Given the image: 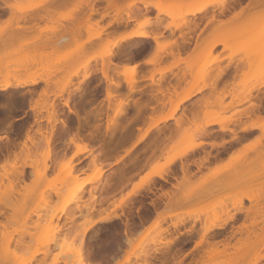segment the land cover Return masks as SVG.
Instances as JSON below:
<instances>
[{
	"label": "rangeland",
	"instance_id": "1",
	"mask_svg": "<svg viewBox=\"0 0 264 264\" xmlns=\"http://www.w3.org/2000/svg\"><path fill=\"white\" fill-rule=\"evenodd\" d=\"M138 1L139 0H117L116 1L117 7L115 9V7L106 6L105 3H102V2L97 3V1L95 2L94 0H5V1L0 0V3H4L5 5L12 4L15 7L25 8V7L33 6L31 9H25L21 12H18L17 10L13 9L14 10L13 13L11 12L13 10H11L7 6L8 7V14H7V16H4V15L0 16V21H1L0 24H2L7 18H9V16H11V14L12 15L14 14L15 15V16H13L14 18L17 16L20 19H18L16 17L18 20L16 18L14 20L13 19L12 20L14 22H15V20H17L16 22L19 23L20 25L28 26L27 29L30 27H33V26L35 28L36 23L38 24L39 27L40 26L42 27L44 25H48V26L50 25L51 26V24H53L54 26H56V28H58L56 31H54L55 36L53 35L54 33L52 32L53 33L52 34L51 31H49V30L41 31V33L39 32L40 36H41V34H42V36L44 35L43 37L41 36L42 38L48 37V35H50V36L53 35L52 37H49V38L59 37V36H64V37L68 38L67 43L63 44L62 46H59L57 48V50L54 52L52 57H49V59L47 57V60L43 59L41 62H37L38 66L36 68L33 64L31 67L29 66L30 68H28L24 71H20V70L14 71L12 69V67H15V64L17 63V61H19V59L29 57L31 54V51H29L30 54H29V52H27L28 54L25 55L22 53L17 54V52L14 50H4L3 48H0V61L1 62H7L8 67H9V71H8L9 76H6L4 78H7L12 83H15L16 80L11 75H15L21 80L26 79L30 76H39L40 78L51 77L52 80L56 81L55 85H54V83H51L50 84L51 87L45 88L43 81L39 79L35 85H33V86L29 85L28 87L25 86L26 89L21 88V90L20 89L18 90L21 92V91H24V90L26 91L27 89L32 88L31 90H35V92L33 93V94H35L34 96L37 97V94L39 92H41V89H45V90L48 89V91H49V89H51L50 91L57 92V88L59 86H61L62 82H64L65 78L68 76L67 72H72V71L74 72L75 71L78 74L71 77L70 84L64 90L65 92H62L60 94V96H57V95L54 96L53 94H51L48 98L45 99V101L47 100L46 102H48V101L52 102V104L55 103L54 104L55 106H53V108L55 110H57L56 112L60 111L59 106H60V103H63V100L68 99L69 103L76 102V101H72V100H74V99L79 100L77 98L78 91H76V87L79 86V84L83 80L84 70L90 72V71H93L95 68H97V69L100 68L101 62H102L100 55L105 51L107 46H109L110 48H112V50H114L115 47L112 46L110 43H111V41L112 42L115 41V39L117 38L116 36H119V32L114 33L113 35H105V34H108V31L106 28V30H104L103 34H101V36L99 38L93 39L92 43H87V42L84 43L86 38L91 33H95L97 30L101 29L99 26L94 25V22L97 19L99 20L100 17H98L97 15H94V12H91V11L95 10L97 12L99 9L98 7L104 4L105 6H104L103 10H101V11L103 12V14L106 13L105 14L106 16L103 17L101 20H99V23H100V25H106L108 23L107 14L110 11L113 13V16L111 17L110 23L114 22L116 20V18L126 19V17L128 15H130V16L132 15L135 7L137 6V4H139ZM158 1H161V2L169 1V3H172L175 0H148V3L153 8V3L158 2ZM201 1H203V0H198V3ZM6 2H8V4H6ZM41 2H43V4L45 5L43 8L34 7L35 4L41 3ZM143 2H145L144 5L147 3L146 1H143ZM89 3L92 4L91 7L86 8L85 10L83 8L84 12L79 13V8L82 7V5H83V7H85V6L87 7L88 5H90ZM187 3H189V5H190V3L191 4L197 3V0H186L185 4H187ZM79 5H80V7H79ZM209 5H211V4H209ZM166 6H167V2L164 3V7H166ZM95 8L96 9L98 8V9L96 10ZM128 8H129V10L127 11L126 9H128ZM205 8H207V7H205ZM263 9H264L263 7L252 8L251 10H249V12H251L250 16L251 17L253 16L256 18L259 11H261V10L263 11ZM117 10L120 11V13L117 14ZM154 12L156 13L155 19L161 20L160 19L161 16L166 17L167 20L165 21V24H166V22H174L175 23V22L180 21V18H173L172 19L171 17L165 15L164 13H157L156 10H154ZM65 13L66 14L68 13L69 17H59V15L65 14ZM88 15H91V16L85 22L87 24L92 25L91 29H89V30H88L86 24L79 25V23L81 21L85 20ZM188 15H190V14H188ZM188 15L185 16L186 20H187ZM26 18L28 20H26ZM33 19H35V21ZM146 19L150 21V19H148V18H146ZM18 21H20V22H18ZM139 21H141V20H139ZM256 21H258V22H256L257 27H260L259 18H258V20L256 19ZM251 22L252 21L249 20L246 23L250 24L251 26H252V24L254 25V23H251ZM15 25H16V23H13V22H12V26L7 25V27H6L8 29L7 32H9L11 27H13V29H14ZM138 25H139V23H138ZM22 28L24 29L26 27H22ZM22 28H20V29H22ZM5 29H4V32H5ZM16 29H18V28H16ZM20 29H18V31H20ZM32 29L30 31H27L25 29L26 32L22 31V30L21 31L24 32L23 33L24 35L31 37V34L38 33V31L36 29H33V30ZM121 29H123V28L120 27L119 30H121ZM14 31H17V30H14ZM4 32H3V34H4ZM22 32H18V33L21 34ZM4 35H6V34H4ZM45 35H47V36H45ZM224 36H225V39L228 37L231 39V41H232V39L234 40V37H236V36H234V34H231V36L228 35L227 37L224 34ZM238 36H239V34H238ZM260 36L264 37V34H261ZM133 43H134L133 40L125 41L123 43V49L129 50L131 48V49L135 50L136 47L132 48ZM159 43H162V42H159ZM231 46H230L231 47L230 49H232V50L237 49L236 54H234L235 56L241 55L240 59H239V64L242 65V68H241V71L239 74V80L236 83V85L233 88H229L227 90H223V89L221 91L218 90V92H213L210 89L212 92L211 94H208V92L205 91L204 93H202V95H200L201 98L197 99L194 102V104L191 106V108H189L188 110L185 109L184 113H186V115L188 117H190V116H192L191 115L192 113L197 112L199 122H204L206 120V118H214V119H218V120L219 119L223 120L224 124L229 128V131H231V133H233L235 131V129L240 128L242 125H248L253 119H255L257 116H259V114H261V116L264 115V87H263V89H260L259 91L255 89L257 86L262 84L264 81V63L261 65V67L259 69L260 71H263V73H261L262 75L259 73L258 74L257 73L256 74L251 73L253 67H252V65L247 63V61L245 59L246 53L242 51L243 45L240 43H231ZM223 48H224V45H223ZM166 49H168V48H166ZM224 49L228 50L229 53L231 52V50L229 48H224ZM46 50L51 51L52 49L46 47V49H43V50L41 49L40 52H42V51L45 52ZM196 52H199V51H196ZM163 53H165V52H163ZM260 53L261 54H257L253 58L257 59L260 56L264 57V51L260 52ZM134 58H135V60L139 59V57H137V56ZM208 58H212V57H210V53L200 52L197 55V57L193 60V64L191 66V73H192V75L196 74V77L193 79L192 82H189L187 84V85H190V90H189L190 94L194 93L195 91H202L203 90V88H201L203 86V84H205L204 83L205 81H203V80L207 77V76L205 77L203 73L207 72V70L204 71V70H201V68L205 64V62ZM103 60H104V62H107L108 56H104ZM86 61H88V66L85 69L82 65ZM172 67H175V66H170V64H169L168 66L163 67V68L167 72V71H171ZM118 70L117 71L119 73H116V72L112 73V71L109 70L108 71L109 72L108 78L110 77V74H111L112 77L114 78V80L121 82L122 83L121 89L123 90L122 93L124 94L125 93L124 91H126V93H127L128 89H126L127 87L126 88L124 87V86H126V85H124L126 82L124 81L125 80L124 76L121 75V73H120V71H122V68L119 67ZM51 71L55 72L53 77L51 75ZM49 73H50V76H49ZM98 74L96 73L97 78L95 77L96 76L95 75L94 78L88 84H86L87 86L84 85V87L91 88L93 86V84L96 82H102V81L104 82V84L101 83L99 85V86L104 85V87H105L104 94L101 96L97 95V93L99 91H101L100 87L99 86H97L95 88L92 87V90H94V93H95V95H94L95 97H98V98L103 97L104 98L95 107L96 110L99 111L98 112L100 114L99 118L96 119L93 117L95 119L94 120L93 118H91L93 116L92 114L89 116V123L90 124H93V123L97 124L96 128H98V129H94V130H97L96 132L98 134V137H96V138H98V139L96 141L94 140L93 142L87 141L88 139L86 138V136L89 135L88 132L94 131V130L91 127L89 128L86 126L81 128L79 136L83 135V138L79 139V141H77V142L83 144V146L85 147V150L83 152H79V148L77 146L78 143L69 142L66 134L62 133V129L59 125L60 124L59 122L54 123L53 127L51 128V130L53 129V132L51 133L52 134L51 137L53 136L54 141L56 140L57 142L56 141L53 142V140L51 139V142L53 145L50 142L51 147H46V145H44V143H43L44 141L42 142L41 140H39L38 135H36L37 133H35V131H34L35 128H38L37 123H35L34 119H36L37 116H39V115H40V117L42 116L41 120H43V121L42 122L39 121L38 123H40L42 125L44 124L45 126H47V125L49 126V124L46 122L45 117H43L46 114V112L42 111L43 113L42 112L41 113L43 115L40 113L39 114L37 113V116H36V113L32 114L33 112L29 109V107L32 103L27 102V100H28L27 98L24 100L26 103H24L22 100H19L21 98L19 97V95L17 96V94H20V92L19 93L17 91H16L17 93L14 92V93H16L17 99L19 98L18 101L16 100L17 103L19 104V105L17 104L19 111L17 113H14L13 117H19V120L17 121V123H24L25 127H26L25 121H29V123H30L33 120L34 124L30 123V124H32L31 125L32 127L30 125H27L26 128L20 127L21 136H19L20 142L18 143V148H16L14 151L4 150L2 159L0 161V167H1L2 163L5 162L6 159L8 162L13 161L16 163L14 165V167H10L9 164L6 165L7 173H8L7 178H5L1 175V173H3V171L0 168V264H31V261L33 259H35V264H89V263H85L84 256H83L84 241H85L84 237H85V233H86V229H87L88 225L90 226V225H92V223H90L89 221L83 223V224H85V227L82 231L79 232V247H76L69 240H67V238H65V237L58 240V235H59V232L61 231V226H58L57 221L54 222L57 214L63 213L66 210V208H68L72 203H75V207L77 209H84L85 211H93L95 208L94 203L96 202V200H95L94 196L92 197L91 195L95 194L96 191L94 190V188H92L89 191L88 195L86 196V193L82 192V188L86 183H90L93 181H99V179L101 178V175L103 173V170H102L103 164L101 163V161L99 162V160L103 161L105 158H106L105 161H107L109 158H111L110 160H112V158L115 160L116 158H118V156H124V159L126 160V158H125L126 157L125 156L126 150H128L130 152V151L138 150V149L142 148V146H141L142 142L136 141L137 137L141 133L144 132V130L147 128V126L150 123L156 122L161 116L168 113L170 111L172 105H174L176 103V101L178 100V98L184 94V93H182L181 95H179L176 101L174 100V98L171 99V96L173 94L174 95L177 94V90L171 94L170 98H168V97L163 98L159 94V98L157 99V102H151L149 104L150 106H155V108L154 109L149 108L148 110L146 109L142 113L143 118H145L144 121L135 124V126L138 127L135 130V132H136L135 136L131 135L130 137L125 139V141L121 142L117 147H114L115 144H112V143L111 144L109 143V145L107 144L108 146H105V149L107 150V153H105L107 156H105V158H103L104 156H102V155L98 156V158H97L96 155L92 154L91 158L88 160L86 157H84L85 156L84 154H86L89 151V149L91 148L87 144L91 143L93 146L100 144V142L102 141L101 136L105 134L104 132L106 129L107 119L110 116L112 117L113 109L115 107V103L111 102V104H110V101H108V99L106 98V86L108 85L109 82H107V79L103 78L99 72H98ZM2 79H3V77L0 78V80H2ZM136 86H135V88H136ZM68 88H70L69 90H71V91H69ZM246 88L251 89L250 93H244L243 92V90H245ZM72 91H74V92L72 93ZM184 91H186V89ZM110 92L112 93V91H110ZM152 92H154V91H152ZM221 92H224V93L226 92V94L223 97H221ZM92 93H93V91L91 92V89H90V94H89L90 96L88 95L89 98L91 97ZM5 94L9 98V94L8 93H5ZM69 94H70V96H69ZM213 94H216V95H213ZM133 95H132V97H134ZM31 97H32L31 98V100H32L33 95ZM35 97H34V100L37 99ZM123 97H121V99H124ZM51 98H53L54 100ZM158 100L164 101L163 107L158 108V106L160 105ZM207 100H208V102L211 101L210 104L208 103L207 107H203V109L201 111L196 108V105L198 103H203ZM21 102L23 103V105H21L22 104ZM251 102L252 103L255 102L254 103L255 106L253 104L251 105ZM29 103H30V105H29ZM212 103H214V105ZM108 104H109V106H108ZM86 107H88V106H86ZM75 108L77 109L76 105H75ZM179 108L174 112L173 118H178L181 120L183 119V121H186L185 120L186 116H181L178 114ZM94 109H91V110H94ZM49 110H50V108H49ZM128 111H129V114L131 112V116H133L132 113H134L133 112L134 110H128ZM204 112H206V113H204ZM31 115H33V116H31ZM69 115L66 117L65 114L64 115L59 114L58 117L59 118L65 117L69 122L71 120L74 123L73 124L71 122V124H70V126L72 128V127L76 126V124H75L76 121L73 120L74 117H72L71 114H69ZM242 117H244L245 120L242 122H239V124L237 125L236 124L237 119H241ZM143 118H142V120H143ZM173 118H171V120ZM38 119H39V117H38ZM168 120H170V119H168ZM165 122H163V123H165ZM170 122H167L164 125L163 124L160 125L161 124L160 122L157 123L156 126L152 127L148 131V134H150V136H153L151 134H153V132L156 129H158L159 126H162L160 128H163L164 126H168L171 128L174 127ZM44 125L41 128V130L43 133L48 134L45 131L48 132L50 127L47 126L45 128ZM180 125H181V127L189 126L191 128L192 127L194 128V125L189 124V122H182ZM216 125L219 126V124H213V126H216ZM54 126H56V127H54ZM57 126L61 129V131ZM211 126L212 125L207 126V127H211ZM14 127H15V123H14V125L10 124L9 128H14ZM30 127L33 130V133H32V130L30 131ZM207 127H205L206 130H207ZM43 128H45L44 129L45 131L43 130ZM258 128L257 129L252 128V129H255L256 131L252 132L247 137H245V141H246L245 144H243L241 147L236 149L234 152L230 153L225 161L220 162L218 164L208 163L210 152H206L205 149L203 150V152L201 151L200 153H193V155H190L186 160L184 158L183 159H176L174 164H172L170 166V168H169L170 170L164 175V179H170V177H172V176H177L176 170H178V167H180V169L183 168L182 169L183 173L185 170L184 168H186L187 171L185 170L186 171L185 174H187V172H188L189 175L187 174L186 176H188L189 178L184 177L182 175L183 174L182 173L181 174V180L179 182H177L175 184V187L171 188L170 190H165V189H168V185L162 183V180H164V179L157 178L158 179L157 181H154V182L152 181L153 184L152 183L148 184L151 187H150L149 191L147 192V194L145 193L146 195L153 197V195L151 194V191H155L156 187H160L162 190L161 191L162 194L159 195L158 197L160 199L165 200V203H163L161 205L160 204H154V208L159 209L162 205H163V207H165L166 203L168 202L169 195L170 196L171 195L172 196L178 195L180 193V190H179V187H177V184L183 182L184 178H185V182L187 181L190 184H194V183H198V182L202 181V182H205L203 184L204 187L208 188V190L206 191V194H207V192H210V194L213 196H216V197L218 196L221 199L223 198V200H225V202H227V205H226V207L221 206V203L219 201L217 202V200H216V202H217L216 206L217 207L215 208V210H211L207 213H199L198 218L200 219V217H203V223L201 224V231H202V228H204L205 225L207 224V218L209 217L208 215L212 216V214L214 212H216L217 214L220 215L219 221H221L222 219H224L226 217V214L222 213V211L225 209L227 210V212L229 214H234V216H235L237 211H241L243 209L246 211L245 214L246 215L248 214L247 216L245 215V217H249V213L252 211L251 213L254 216L253 220L256 218L254 220V222L258 219L256 224L254 222H253V224H254L253 226H251L252 224H248L249 219H251L252 217L251 218L249 217V219L244 217V219L242 220V223L247 224V227L250 225L248 228L250 230L254 229V230H251L252 232L253 231L254 232L261 231V228L264 229V199H262V198H264V196L262 195L263 197L261 196L262 198L260 199V200H262V201H260L262 203L259 202L258 204H256L255 202H257V201H253L254 202L253 203V202L247 201L246 199H242V207L243 208L239 209V206L233 207L230 203V200H232V198H235L236 196L237 197L241 196L242 193L245 191L248 192V188L243 185V182L247 179L244 178V181L242 182L241 178H239V179L236 178L237 181H235L234 177L233 178L226 177V174L228 173V169L225 167V166H227L229 169L233 170L235 168L240 169V167L241 168H247L248 165H251L254 167L262 165V167L264 168V158H260L261 159L260 161H259V159L258 160L256 159L257 153L260 151H264V131L262 128L259 130H258ZM26 129H28L29 131ZM57 129H59V130H57ZM247 129H251V128H247ZM54 130H56V131H54ZM57 131H60V132L58 133ZM28 132H29L30 136H31V134H33L34 137L33 136L32 137H33V141L35 140V143L37 140L40 141V142H38L39 144L32 145L29 140H26L25 137L27 136ZM225 132H228V130H225L224 132H221V133L208 132L209 133L208 136H204V137H198L197 136V137H194L192 139L191 138H184V140L180 139L181 140L180 143H179V140H177L178 144L176 142H173V144L174 143L176 144L174 147L167 148L160 156H155V157L151 158L149 161H147V164H145L143 166V170L147 168V170L149 172L152 169L159 168L160 166H162L164 164V162L166 161V159L168 157L173 156L176 152H178V150H180L184 146L188 145L189 143L202 142V145H204L206 141L212 140L211 145H214L216 143V141H218V139L224 140L227 137ZM53 133L55 135H57L58 138H57V136L54 137ZM133 133H134V131H133ZM234 133H233V136H236ZM99 134H101V136H99ZM252 134H253V136H252ZM84 135H86V136H84ZM55 138H57V139H55ZM24 141H25V144L28 148H25L23 146ZM59 143H61V144H59ZM2 145L4 147L7 146L8 145L7 140ZM52 147H54V148H52ZM21 148L23 149L22 151H21ZM93 150L91 149V151H93ZM56 151H57V153H55ZM105 154H103V155H105ZM149 154H150V151H147L145 156H148ZM14 155L16 156L17 159H15ZM141 156H143V155H141ZM100 157H102V159ZM202 157L204 158V161L201 160ZM235 157H237V158L234 159ZM200 160L202 162H199ZM180 162L182 163V165ZM183 162H184V164H183ZM186 163H188V164H186ZM189 163H196L197 164V166H198L197 172H195V173L191 172L192 166H190ZM185 164H186V166H185ZM198 164H200V165H198ZM187 167H188V169H187ZM219 167L220 168L222 167L220 173H218L216 176L211 175L212 172ZM100 169L102 172L97 174V171ZM256 171H252L250 173L251 176H253V177H252V179L249 178L250 180H248V181L252 182V189H253L252 191H254V195H256L255 190L258 187V185H260L261 182H262V184H264L263 183L264 182V180H263L264 176L262 175L264 173L261 174L262 176L254 177V175H256V173H255ZM258 172H261V171L258 170ZM258 172H257V175H258ZM83 175L85 177L81 178V176H83ZM243 175L245 176L246 174H243ZM259 175H260V173H259ZM194 176H198L199 180L191 181L190 178L194 177ZM242 178H243V176H242ZM144 179H145V177H143L140 180V182L135 185L136 186L135 190H134L135 192H138L142 187H144L146 185V184H144V182H145ZM230 179H231V181H235V183H234L235 185L231 186L230 188H223V189H220L221 187H218L219 190H218V188H216V186H218V185H216V183L223 182L224 180L228 181ZM240 180L242 182L241 185H240L241 182L239 183ZM129 181H130V179L127 181V183L124 184L123 188H121V189L119 188L120 189L119 191H117L118 189H116L115 193L116 192L117 193L113 194V195L115 196L118 193L124 191L125 188L128 186ZM81 183H83L82 187L77 188L74 191V194H72V195L67 194V189L69 186H71L73 184H81ZM262 184H261V186L263 187ZM201 190L202 189H196L195 193L199 192V191L202 192ZM256 192L257 193L260 192V195L262 194L261 191L256 190ZM211 195H210V197H213ZM260 195H259V197H260ZM166 197H167V200L165 199ZM53 199H55V201H53ZM146 200H149L146 196L141 198V200L131 201V202H124L125 201V198H124V201L122 202L121 208L118 205H116L115 202H112V203L109 202L105 206H100V214L101 215L99 216V218L101 219L102 216L103 217L107 216L109 218L111 216L112 217L117 216V215H115V214H117V210H121L122 212L121 211L120 212L122 214H125V216L129 219V215L131 214L130 211H132L136 208L138 211H140L141 209H145L147 207V205L144 203ZM210 200H212V198H210ZM152 202H154V201H152ZM123 203H126V205ZM195 203H197V204H195ZM127 204H128V206L130 205L129 208H131V209L128 208ZM205 204H206V202L194 201V202H191V203H188V204L181 206L180 207L181 209L178 210V212L177 211H175V212L181 213V214L187 213V214H190L191 216H193V215L198 213L195 211H198V209L205 206ZM207 204H209V203H207ZM131 205H132V207H131ZM257 207H260V208L257 209L256 212H254L253 210H250V212H247L248 208L255 209ZM126 208H128V209H126ZM172 208H174V210H175L178 207H172ZM172 208H169V209H172ZM126 210H128V212ZM191 210H194V212L193 211L190 212ZM5 211H9L10 214H9V217L6 218L7 222L2 223L1 222V216L5 213ZM43 212H45L44 216H43ZM5 214H7V213H5ZM252 214H250V216H252ZM180 216L181 217H176L174 220H172L170 222V226L177 227V226L181 225L183 223L185 217H183V215H180ZM99 218H98V220H100ZM189 218H191V217L189 216ZM199 219H197L195 221L192 219V221L196 222ZM163 220L159 219V218L154 219L153 222L151 223V225L149 226V228L147 229V231L137 241H133L132 243L129 242L130 245H129L128 249L125 250V252H124L125 254H124L123 258L117 260V262L115 264H130V261L133 257L137 258V257L141 256V254H142L141 252L143 251L144 247H146L147 245H150V244H156L157 242H159V241L161 242L162 240H164L163 233L168 232L169 226L162 223ZM178 220H180V222ZM155 222L159 225L160 229L155 230V228H154ZM228 223L235 224V220H233L232 222L228 221L226 224L228 225ZM242 223L238 224L237 227L232 228V232L233 231L234 232L230 233V234H232V236L230 235V237L227 239V242H225V243L234 244L235 241H237V239H240V237L243 238V236H245V232H243V231H242V233L239 232V227L242 225ZM173 224H176V226H174ZM255 225L258 228H260V230ZM162 229H163V231H162ZM159 230L161 232H159ZM120 231H121V228L118 225L117 226H111V227L102 226V227L97 228L92 234H90V236L88 238V244H87L89 246L88 250L99 259L98 261L101 264H107L106 262H103V257L107 253V243L109 241H111L113 243L114 240L120 239ZM250 236H251L250 238L253 237L252 239H254V236L252 234H250ZM14 237H16V245H20L22 247L20 252H18L17 248L12 247V242H13ZM25 237H28L30 241L26 242L24 240ZM201 237L202 236H200L199 239L203 238V237L202 238ZM152 239L155 240L154 243H152V241H151ZM201 242L203 243V240ZM120 243H122V240ZM53 244H55V247H52ZM201 244L196 246V248L200 247ZM141 245H143V246H141ZM217 247L219 249H221L222 245H220V243L217 242ZM72 249H75V254H73V252L71 251ZM205 251L206 250L201 252V256L202 257L204 256L203 258L206 259ZM257 253L264 254V247L261 248L260 250H258ZM201 256H199V258L198 257L197 258L200 259V258H202ZM222 259L223 258L221 256L217 257L213 261H211L209 264H215V262L220 263V261ZM256 264H264V258L259 259Z\"/></svg>",
	"mask_w": 264,
	"mask_h": 264
},
{
	"label": "bare ground",
	"instance_id": "2",
	"mask_svg": "<svg viewBox=\"0 0 264 264\" xmlns=\"http://www.w3.org/2000/svg\"><path fill=\"white\" fill-rule=\"evenodd\" d=\"M3 1V0H2ZM5 1V0H4ZM95 2L97 1V3L99 2H104L105 4H106V6H112V7H115V9H116V1L117 0H94ZM184 1V2H183ZM225 1L226 0H203V1H201V2H199L198 3V0H197V3H193V4H191L190 3V5H189V3H187V4H185V2H186V0H175L174 2H172V3H169V1H166L167 2V6L166 7H163V8H157V7H155V5H157V4H162V5H164V3H166V2H161V1H158V2H154L153 3V10H156L157 11V13H164L165 15H167V16H169V17H171L172 19L173 18H180V21L179 22H166V24H164V27L165 28H169V29H171V30H174V29H176V28H178V27H180L181 28V26H183V25H187L189 22H188V20H186L185 19V16L186 15H188V14H196V13H198V12H201V11H203L204 10V8L205 7H202L201 5H203V4H207V5H209V4H213L214 2L215 3H219L220 5L224 2L225 3ZM190 2V1H189ZM143 3H145V2H143ZM2 4V3H1ZM6 4H8V2H6ZM90 4V3H89ZM169 4H174L175 5V7H172V8H169L168 7V5ZM88 5V4H87ZM91 5L92 4H90V5H88L87 7L85 6V7H83V5H82V7H80V5H79V13H81V12H84V10L86 9V8H89V7H91ZM222 5H224V4H222ZM221 5V6H222ZM259 5V4H258ZM6 6H8L11 10H13V9H15V10H17L18 12H21V11H23V10H25V9H31L33 6H30V7H25V8H23V7H15V6H13L12 4H8V5H6ZM260 7H261V5H259ZM263 7H264V5H262ZM225 7V6H224ZM223 7V8H224ZM83 8H84V10H83ZM109 8V7H108ZM215 8V7H214ZM71 9V8H70ZM94 9V8H93ZM92 9V10H93ZM96 9V8H95ZM98 9V8H97ZM96 9V10H97ZM213 9V8H212ZM247 9V8H246ZM245 9V10H246ZM261 9V8H260ZM127 11L129 10V8L128 9H126ZM126 11V12H127ZM138 11V10H137ZM242 12H244L243 10H241ZM12 13L14 12V10L13 11H11ZM91 12H94V13H96V11L94 10V11H91ZM139 12V14H140V12L141 11H138ZM144 12V11H143ZM143 12H142V14L141 15H143ZM235 12V11H234ZM241 12V13H242ZM100 13V15H99V17H100V19L99 20H101L103 17H105L106 15V13L105 14H103V12H99ZM118 13H120V11H118L117 10V14ZM137 13V12H136ZM144 13H147L146 11L144 12ZM241 13H239V14H241ZM246 13V12H245ZM245 13H243V14H245ZM3 14V13H2ZM11 14V13H10ZM92 14V13H91ZM226 14V13H225ZM233 14H235V13H233ZM232 14V17L230 18V19H228L229 18V16L228 17H226L224 20H226V21H219L218 20V22L216 21L215 23L216 24H214V26L211 28V30H212V32H214V31H218V32H221L222 34L223 33H225V35H226V37L228 36V35H230L231 36V34H234V36H236V37H234V40L232 39V41H231V39L230 38H226V39H224V40H222V39H220V38H213V39H211V38H209L208 39V37L206 38V40L204 39V40H202L203 42V44H200V48L202 49V51H199V52H196V50L194 49V51L192 50L191 52L192 53H189L188 55L186 54L184 57L183 56H181V54H180V50H176V51H174L173 52V50H167L166 48H168V46L170 45H172V43H175L174 41H171V42H168V43H166V42H162V43H159L158 42V40H157V38H159L158 37V35H157V32H155L156 30H157V26L158 25H160L161 24V20H159V19H153V20H155V21H152V20H147L146 18H144L143 20H141V21H139L138 23H139V28H137V29H135V30H133V31H129V32H127V33H124V34H122V35H120L114 42H112L111 41V45L112 46H114L115 47V49L114 50H112V48H110L109 46H107L106 47V49H105V51L100 55V58H101V67L100 68H95L93 71H86V70H84V73H83V80L81 81V83L79 84V86H75L76 87V91H78V94H77V98L79 99V100H72V101H76V102H73L74 104L72 105L71 103H69V100L68 99H65V100H63V103H62V105H64V106H67L68 108H69V112H68V110H66V112H68L69 114H71V116L73 117L74 116V118L75 119H73L74 121H76V126H74V127H72L71 128V126H70V124H71V120H70V122L64 117H62V118H59L58 117V115L59 114H61V113H58V112H63V110L62 111H58V112H56L57 110H55L54 108H53V106H55L54 104H52V102H46L45 101V99L46 98H48L51 94H53L54 96H60V94L62 93V92H65L64 90L66 89V87L70 84V79H71V77L72 76H75V75H77L78 73L77 72H67L68 73V76L65 78V81L64 82H62V84H61V86H59L58 88H57V92H53V91H50L51 89H49V91H48V89L47 90H45V89H41V92H39L38 94H37V97H35L34 95L35 94H33L34 92H35V90H31V89H27L26 91L24 90V91H18L19 89L21 90V88L22 89H24L25 88V86H29V85H31V86H33V85H35L37 82H38V80L40 79V80H42L43 81V84H44V87L46 88H49V87H51V83H54V85L56 84V81H54V80H52L51 79V77H47V78H40L39 76H30V77H28V78H26V79H23V80H21V79H19L17 76H15V75H11L13 78H15V80H16V82L15 83H12V82H10L7 78H4V77H6V76H9V74H8V71H9V67H8V63L7 62H1L0 61V78L1 77H3V79L2 80H0V92H4V93H2L3 95L5 94V93H8L9 94V98L6 96H4L5 97V100H7L6 102H8V100H10V102H12L13 103V99H15L16 97V93L18 92H20V94H17V96L19 95V97L21 98V99H19V100H22L24 103H26L24 100L27 98L28 100H27V102H31L32 104L30 105V103H29V105H30V107H29V109L33 112L32 114H35L36 113V116H37V113L39 114H42L44 111L46 112V116L44 115L43 117H45V119H46V122L49 124V126L48 127H50L49 128V130H48V132L47 131H45L44 129L47 127V126H45L44 124V127L45 128H43V130L46 132V133H48V134H45V133H43L42 132V130H41V128L43 127V125L42 124H40V123H38L39 121H43V120H41V117H40V115L39 116H37V118L36 119H34V121H35V123H37V127L38 128H35V133H37L36 135H38V139L39 140H41L43 143H44V145H46V147H51L50 145L52 144V142H51V139L53 140V142H55L54 141V138H53V136L51 137V133L53 132V129L51 130V128L53 127V124L54 123H56V122H59L60 124V127H61V129H62V133H65L66 134V136L68 137V140H69V142H73V143H78L77 141H79V139H82L83 138V135H81V136H79V134H80V129L81 128H83V127H91L93 130L94 129H98V128H96L97 127V124L95 123H93V124H90L89 123V116L92 114L93 116L91 117V118H99V116H100V114L98 113L99 111H97L96 110V108L94 109V110H91L92 108V106H95V105H92V102L90 103L92 106L89 108L90 110L88 111H86V109H84V110H82L83 108H80V107H83V106H81V103L85 100V99H89V97H88V95L90 94V89H91V92L93 91V93H94V90H92V87L91 88H88V87H84V85H86V84H88L93 78H94V76L96 75V73L98 74V72L101 74V76L103 77V78H105V79H107V82H109L108 83V85L106 86V98L108 99V101H110V104H111V102L113 103H115V107H114V109H113V115H112V117L110 116V117H108V119H107V124H106V129H105V134L104 135H102L101 136V134H99V136H101L102 138H101V142H100V144L98 145V150H97V153H94L93 155H96L97 156V158H98V156H100V155H102V156H104L103 158H105V156H107L105 153H107V150L105 149V146H108L109 145V143L111 144H115V146L114 147H117L121 142H123V141H125V139H127L128 137H130L131 135H132V133H130V132H132V131H130V130H132V128L134 127H136L135 126V124H137V123H140V122H143L144 121V119L145 118H143V116H142V113L146 110V109H154L155 108V106H150L149 104L151 103V102H157V99L159 98V94H160V96L161 97H168V98H170V96H171V94L173 93V92H175L176 91V89H177V87L179 86V84L178 83H180V82H178L177 83V81H181L184 77L183 76H180L181 77V79L177 76L178 74H176V73H174V74H172L173 72H169L170 74H171V76L169 75V74H167L166 73V71H165V69L164 68H160L159 66V64H160V62L162 63L163 61V57H165V54H166V57L167 56H170L171 57V59H172V61L170 62V66H177L180 62H184V64H185V62H186V65H185V67H188L189 68V70H191V66H192V64H193V60L197 57V55L200 53V52H207V53H210L211 52V49L213 48V46H215V44H217V43H222L223 45H224V48H231L232 46H231V43H240V44H242L243 45V48H242V51L243 52H245L246 53V55H245V59H246V61H247V63H249L250 65H252V71H251V73H253V74H261V73H263V71H260L259 69H260V67H261V65L264 63V57H262V56H260V57H258L257 59H254L253 57L254 56H256L257 54H261L260 52H263L264 51V37H262V36H260L261 34H262V32H261V27H257V23L256 22H258V21H256V19L258 20V18H260V16L262 15V14H264V9H263V11L261 10V11H259V13L257 14V16H256V18L255 17H251L250 18V20L252 21L251 23H254V25L252 24V26L250 25V24H248V23H244L243 22V17H242V19L240 18L241 17V15L239 16L237 13V16H235V15H233ZM1 15V14H0ZM259 15V16H258ZM13 16H15L14 14L12 15L11 14V16H9V18H7L2 24H0V48H3L4 50H14V51H16L17 52V54H20V53H22V54H28L27 52H29V51H31V54H30V52H29V54H30V56L29 57H26V58H23V59H19V61H17V63L15 64V67H12V69L14 70V71H24V70H26V69H28V68H30L33 64H34V66H35V68L38 66V64H37V62H41L43 59H46L47 60V57H48V59H49V57H52L53 56V54H54V52L57 50V48L59 47V46H62L63 44H65V43H67V41H68V38H66V37H64V36H59V37H53V38H49V37H52L53 35L55 36V32L54 31H56L58 28H56V26H54L53 24H51V26L49 25H44V26H38V24L36 23H34L35 24V28H34V24L32 25L33 27H30V28H28L27 29V27L28 26H23V25H20L19 23H17L16 21L18 20V19H20V18H18L17 16V20H15V22L13 21L15 18L13 17ZM57 16V15H56ZM91 15H88L87 17H86V19L85 20H83V21H81L80 23H79V25H81V24H86L87 25V28H88V30L89 29H91V26L92 25H90V24H87L85 21L90 17ZM135 16H138L137 14H135ZM140 16V15H139ZM212 16V15H211ZM217 16V15H216ZM239 16V17H238ZM33 17V16H32ZM36 17V16H35ZM58 17V16H57ZM59 17H69V14L67 13H65V14H61V15H59ZM218 17H219V15H218ZM217 17V18H218ZM239 19H241V20H238L237 18ZM34 18V17H33ZM37 18V17H36ZM35 18V19H36ZM133 18V17H132ZM255 18V19H254ZM13 19V20H12ZM35 19H33L34 21H35ZM201 19V18H200ZM213 19V18H212ZM211 19V20H212ZM26 20H28L27 18H26ZM30 20V19H29ZM99 20L97 19L95 22H94V25L95 26H99L101 29L100 30H97L95 33H91L87 38H86V40L84 41V43H92L93 42V39H95V38H99L100 36H101V34H103V32H104V30H106V28L107 27H109L110 26V21L108 22L109 24H106V25H100V23H99ZM117 20H118V22H117ZM129 20H131V16L130 15H128L127 17H126V19H121V18H116V21H115V23L117 22V24H118V26L120 25L121 26V24L123 23V24H125L126 26H127V24L129 23V22H131V21H129ZM210 20V21H211ZM223 20V19H222ZM13 23H16V25L14 26V29H13V27H11L10 28V30H9V32H7L8 31V29L6 28L7 27V25H11L12 26V22ZM129 21V22H128ZM1 22V21H0ZM18 22H20V21H18ZM186 22H188L187 24H186ZM193 22V21H192ZM195 22V21H194ZM193 22V23H194ZM234 22H236V24H238L237 26L238 27H236V28H231V26L230 25H232ZM112 23V22H111ZM196 23V22H195ZM198 23V22H197ZM130 24V23H129ZM128 24V25H129ZM113 25V24H112ZM115 25V24H114ZM113 25V26H114ZM227 25H229V27L227 26ZM48 26V27H47ZM113 26H110V27H113ZM225 26V27H224ZM9 27V26H8ZM18 28V29H20V28H22V27H26V28H22V29H20V31H18V29H16V28ZM184 27V26H183ZM6 28V29H5ZM36 29L37 31H38V33H35V34H31V37L29 36H27V35H24L23 33L24 32H22V31H25V29L27 30V31H30L31 29ZM118 28V27H117ZM146 28H149L148 29V31L150 30V28H151V30H155V31H149L150 33H153V34H150L147 30H145ZM174 28V29H173ZM226 28H228V29H226ZM4 29H5V32H4ZM13 29V30H12ZM32 29V30H33ZM113 29V28H112ZM112 29L110 30V32L112 31ZM14 30H17V31H14ZM22 30V31H21ZM45 30H49V31H51V33L53 34V35H48V37H44V38H42L43 36H42V34H41V36L39 35L40 33H41V31H45ZM114 30H115V28H114ZM113 30V31H114ZM112 31V32H113ZM3 32H4V34H6V35H4L3 34ZM18 32H22L21 34L23 35H21L20 33H18ZM26 32V31H25ZM40 32V33H39ZM211 32V31H210ZM108 33H109V31H108ZM2 34V35H1ZM158 34H162V32L161 33H159L158 32ZM173 34V33H172ZM236 34V35H235ZM238 34H239V36H238ZM242 34V35H241ZM242 37H241V36ZM3 36V37H2ZM26 36V37H25ZM45 36H47V35H45ZM149 36L151 37V38H153V40L155 41V50H154V52L152 53V56L149 58V59H153L154 60V62L153 63H148L147 61L149 60H146L145 61V63L147 64V65H149V64H152V65H154L155 66V68L154 69H152V70H150V69H148L147 71L146 70H143L142 68H140V67H143L142 65L143 64H141V66H140V63L138 62V60L136 61V60H133V58L132 57H130V56H128L127 54H128V52L130 51V50H124L123 49V43L126 41V40H128V39H132V40H135L134 41V43L132 44V48H133V46H139L140 45V40H143V39H147V38H149ZM160 36V35H159ZM233 36V35H232ZM238 36V37H237ZM238 38V39H237ZM208 39V40H207ZM187 40V39H186ZM238 40V41H237ZM145 42V41H144ZM146 43V42H145ZM144 44V43H143ZM83 45V44H82ZM128 45V44H127ZM147 45V44H146ZM176 45V44H175ZM179 45V44H178ZM178 45H176L175 47H177ZM202 45V46H201ZM169 46V47H170ZM173 46H174V44H173ZM231 46V47H230ZM245 46V47H244ZM46 47L47 48H51L52 50L51 51H42V52H40V50L42 49H46ZM147 47V46H146ZM172 47V46H171ZM179 47V46H178ZM177 47V48H178ZM187 47V46H186ZM129 48V47H128ZM172 48H174V47H172ZM176 48V49H177ZM196 48H198L197 46H196ZM131 49V48H130ZM175 49V48H174ZM200 49V50H201ZM136 50H137V48H136ZM231 50V52H230V54H228V56L227 57H232V55H234V54H236V51H237V49H235V50H232V49H230ZM128 51V52H127ZM138 51V50H137ZM182 51V50H181ZM249 53H248V52ZM127 52V53H126ZM130 52H132V51H130ZM163 52H165V54H163ZM179 52V53H178ZM183 52V51H182ZM133 53V52H132ZM131 53V54H132ZM140 53V52H139ZM125 55H127L126 57H125ZM135 55V54H134ZM164 55V56H163ZM104 56H108V61L107 62H104V60H103V57ZM135 59V58H134ZM218 60V57L216 56H214V57H212V58H208L207 60H206V62H205V64L202 66V68H201V70H207L213 63H215L216 61ZM129 61H132V63H129ZM245 61V62H246ZM143 63V62H142ZM144 63V64H145ZM40 64V63H39ZM130 64V65H129ZM145 64V65H146ZM129 65V66H128ZM147 65H146V68H147ZM159 65V66H158ZM30 66V67H29ZM85 69L87 68V66H88V61H86V62H84L83 63V65H82ZM118 67H121L122 68V71H120V73H121V75H123L124 76V78H125V84L124 85H126V86H124L126 89H128V92L126 93V91H124L125 93L123 94L122 92H123V90L121 89V87H122V83L121 82H119V81H117V80H114V78L112 77V75L110 74V77L108 78V71L110 70V71H112V73H114V72H116V73H119L118 71H117V68ZM144 68V67H143ZM140 69H142L141 71H146V75L144 74V73H139V72H141L140 71ZM145 69V68H144ZM147 72H148V74H147ZM55 74V72L54 71H51V75H52V77H53V75ZM157 74V75H156ZM204 74V76L206 77H210V75L208 74V72H204L203 73ZM223 74V73H222ZM99 75V74H98ZM155 75H156V77H157V79H156V77H155ZM180 75H185V71L183 70L182 72H181V74ZM213 77H210V79H215L216 77H215V75L217 76V79H218V77H220V72H217V73H213ZM262 75V74H261ZM49 76H50V73H49ZM159 76V77H158ZM96 78H97V75L95 76ZM149 78L150 79V81H151V83H148V84H146V82L143 84L142 82V84L144 85H142L141 86V83H140V86L139 87H141V88H138V86H136V85H138V82L139 81H141V80H144V78H145V80L147 79V78ZM100 78V77H99ZM175 78V79H174ZM172 79H173V82H172ZM179 79V80H178ZM213 79V80H214ZM219 80V79H218ZM212 81V80H211ZM215 81V80H214ZM214 81H212V83H214ZM77 84V85H78ZM146 84V85H145ZM214 85H216L215 83H214ZM87 86V85H86ZM135 86H136V88H135ZM263 87H264V81H263V83L262 84H260L259 86H257L255 89L256 90H260V89H263ZM95 88V87H94ZM26 89V88H25ZM70 88H68V90H69ZM88 89V90H87ZM122 91H121V90ZM125 89V90H126ZM73 90V89H72ZM199 90V89H198ZM211 90L213 91V92H218V89H217V87L216 86H213V84H212V86H211ZM17 91V92H16ZM69 91H71V90H69ZM110 91H112V93L110 92ZM152 91H155V92H152ZM250 91H251V89H245V90H243V92L244 93H250ZM14 92H16V93H14ZM67 92V91H66ZM74 91H72V93H73ZM69 93V92H68ZM71 93V92H70ZM134 93H137L138 94V96L136 97L135 95H133ZM15 94V95H14ZM226 94V92L224 93V92H221V97H223L224 95ZM1 95V94H0ZM14 95V96H13ZM33 95V99L31 100V96ZM74 95V94H73ZM72 95V96H73ZM132 95L134 96L133 98H132ZM191 94H190V92L189 91H187V92H185L182 96H180L179 98H178V100L176 101V103L174 104V105H172V107H171V109H170V111L168 112V113H166L165 115H163V116H161L156 122H153V123H150L148 126H147V128L144 130V132L143 133H141L138 137H137V139H136V141L137 142H139V141H141L142 142V148H140V149H138V150H133V151H128V150H126L125 151V153H126V160L124 159V156H118V158H116L115 159V161L112 163V164H116V168H115V165L113 166L115 169L114 170H112L111 172H110V174L106 177V178H103L104 180L102 181V182H100L98 185H96V186H94L93 188H94V190L96 191V193L95 194H92L91 196L93 197L94 196V198H95V200L97 199V196L99 195L100 196V198H99V196H98V198L99 199H97V201H99V200H101V202L102 201H105V199H107L108 200V195H113V194H116L115 193V191H116V189H118L117 191H119L121 188H123V186H124V184L125 183H127V181L129 180V177L131 178V176L134 174H129V171L130 170H132L133 172L135 171H137L138 169L139 170H141L142 168L141 167H143L145 164H147V161H149L151 158H153V157H155V156H160L167 148H169V147H174L176 144L174 143L173 144V142H176L177 144H178V141L177 140H179V143H180V141L181 140H184V138H194V137H204V136H208V131L206 130V128L205 127H207V126H210V125H213V124H219V129L221 130V131H225V130H228V132H231V131H229V128L224 124V121L223 120H218V119H214V118H206V120L204 121V122H199V118H198V116H197V112L196 113H192L191 115L192 116H190V117H185V120L186 121H183V119L181 120V119H178V118H175V120H174V122H175V125H174V127H168V126H164L163 128H158V129H156L154 132H153V134H151V135H153V136H150V134H148V131L152 128V127H154V126H156L157 125V123H159V122H165V121H167L168 119H171V118H173V114H174V112L180 107V105L186 100V99H188L189 98V96H190ZM69 96H70V94H69ZM76 96V95H75ZM90 96V95H89ZM124 96V97H123ZM14 97V98H13ZM34 97L35 98H37V99H35L34 100ZM87 97V98H86ZM121 97H123L124 99H121ZM136 97V98H135ZM7 98V99H6ZM13 98V99H12ZM39 98V99H38ZM70 98V97H69ZM91 98H92V95H91ZM2 99H4V98H2ZM18 99L16 98V100L18 101ZM51 99H53V98H51ZM72 99V98H71ZM13 100V101H12ZM15 100V101H16ZM31 100V101H30ZM34 100V101H33ZM40 100V101H39ZM54 100V99H53ZM56 100V99H55ZM112 100V101H111ZM4 101V100H3ZM2 101V102H3ZM16 101V102H17ZM33 101V102H32ZM79 102V110L78 109H76L75 108V105H76V103H78ZM89 101V100H88ZM158 102L160 103V105L158 106V108H161V107H163L164 106V101H162V100H158ZM9 103V102H8ZM20 103V102H19ZM22 103V102H21ZM89 103V102H88ZM208 103L210 104L211 103V101L210 102H208V100L207 101H205V102H203V103H198L197 105H196V108L198 109V110H202L203 109V107H207V105H208ZM255 103V102H254ZM254 103H252L251 102V105L253 104L254 105ZM2 104V103H1ZM18 104V103H17ZM71 104V105H70ZM213 105H214V103H212ZM211 104V105H212ZM5 105V104H4ZM7 105V104H6ZM5 105V106H6ZM9 105V108H10V104H8ZM19 105V104H18ZM21 105H23V103L21 104ZM83 105H85V104H83ZM88 105V104H87ZM90 106V105H89ZM108 106H109V104H108ZM255 106V105H254ZM261 106V105H260ZM11 107H12V104H11ZM61 107V106H60ZM85 107H86V105H85ZM8 108V107H7ZM49 108H50V110H49ZM12 108H10V110H11ZM96 110V111H95ZM128 110H134L133 112L135 113H132V115L133 116H131V112H130V114H129V111ZM12 111V110H11ZM43 111V112H42ZM95 111V112H94ZM42 112V113H41ZM11 114V112H7V114ZM65 113V112H64ZM68 113H65V114H68ZM204 113H206V112H204ZM16 115V114H15ZM43 115V114H42ZM64 115V114H63ZM256 115V114H255ZM31 116H33V115H31ZM70 116V115H69ZM11 117V116H10ZM35 117V116H34ZM38 117H39V119H38ZM66 117H67V115H66ZM71 117V118H72ZM93 118V119H94ZM142 118H143V120H142ZM33 119V118H32ZM95 120V119H94ZM34 121L32 120V122H30V123H33L34 124ZM182 122H189V124H191V125H194V128L192 127H189V126H187V127H181V123ZM73 123V122H72ZM29 124V123H28ZM51 124V125H50ZM74 124V123H73ZM32 125V124H31ZM36 125V124H35ZM34 125V126H35ZM33 126V127H34ZM27 127V126H26ZM25 127V128H26ZM32 127V126H31ZM31 127H30V131L32 130L31 129ZM54 127H56V126H54ZM58 127V126H57ZM242 127V128H241ZM239 129H242V130H244L245 131V129H247V128H258V130L259 129H263V131H264V115H262L261 116V114H259V116H257L255 119H253L248 125H242ZM59 128V127H58ZM74 128V129H73ZM34 129V128H33ZM55 129V128H54ZM60 129V128H59ZM59 129H57V130H59ZM61 129H60V131H61ZM238 129V128H237ZM26 130H28V129H26ZM47 130V129H46ZM134 130V129H133ZM232 130V129H231ZM236 130V129H235ZM29 131V130H28ZM54 131H56V130H54ZM60 131H57L58 133L60 132ZM97 130H94V131H89L88 132V136H86V135H84V136H86V138L88 139H86L87 141H91V142H93L94 140L96 141L98 138H96V137H98V134H97V132H96ZM130 131V132H129ZM237 131V130H236ZM235 132V131H234ZM233 132V133H234ZM27 133V132H26ZM32 133H33V130H32ZM50 133V134H49ZM55 133V132H54ZM53 133V134H54ZM57 133V134H58ZM130 133V134H129ZM251 133V132H250ZM249 133V134H250ZM235 134V133H234ZM258 134V133H257ZM35 135V134H34ZM237 135V134H236ZM253 135V134H252ZM255 135V134H254ZM33 134H31V136L29 135V132H28V134H27V136L25 137L26 138V140H29L30 142H31V144L32 145H37V144H39L38 142H40V141H36V143H35V140L33 141ZM55 136H57V135H55L54 134V137ZM232 136V135H231ZM238 136V135H237ZM5 137V138H4ZM3 138L5 139V142H6V140H8L9 139V137L8 136H4ZM233 137H235V136H233ZM232 137V138H233ZM1 138L2 137H0V140H1ZM57 138H58V136H57ZM57 138H55V139H57ZM100 138V137H99ZM11 139V138H10ZM9 139V140H10ZM181 139V140H180ZM237 139V138H236ZM61 140V139H60ZM234 141V140H233ZM11 141H7V144H9ZM50 142H51V144H50ZM57 142V141H56ZM60 142V141H59ZM64 142V141H63ZM66 142V141H65ZM231 142V141H230ZM12 143V142H11ZM62 143V142H61ZM61 143H59V144H61ZM229 143V142H228ZM57 144V143H56ZM63 144V143H62ZM108 144V145H107ZM53 145V144H52ZM202 145V142H198V143H189L188 145H186V146H184L183 148H181L180 150H178V152H176L173 156H170V157H168L167 159H166V161L164 162V164L162 165V166H160L159 168H157V169H152V170H150L147 174H146V176H145V179H144V184H146V185H148V184H150V183H152V181L154 182L155 180H154V178H159V179H164V175L170 170L169 168H170V166L172 165V164H174V162L176 161V159H187L190 155H193V153H194V151H196L195 149L196 148H198V147H200ZM23 146L25 147V148H28L27 146H26V144H25V141H24V144H23ZM62 146V145H61ZM77 146H78V148H79V152H83L84 150H85V147L83 146V144H81V143H78L77 144ZM232 146V145H231ZM52 148H54V147H52ZM23 149L21 148V151H22ZM147 151H150V154L148 155V156H145V154L147 153ZM7 152V151H6ZM226 152V151H225ZM228 152V151H227ZM55 153H57V151L55 152ZM103 154H105V155H103ZM141 155H143V156H141ZM14 157H15V159H17L16 158V156L14 155ZM101 159H102V157H100ZM237 157H235L234 159H236ZM260 158H264V151H260V152H258L257 153V157H256V159L258 160L259 159V161L261 160ZM14 159V160H15ZM106 159V158H105ZM105 159L103 160L104 162H105ZM142 160H144V162H142L141 163V161ZM201 160H203L204 161V158L202 157L201 158ZM199 161V162H202V161ZM101 161V163L102 164H104L103 163V161L102 160H99V162ZM195 162V161H194ZM105 163H107V162H105ZM109 163V162H108ZM10 165V167H14V165L16 164L15 162H8L7 161V159L5 160V162L4 163H2V165H1V169H2V171H3V173H1V175L3 176V177H5V178H7V168H6V165ZM111 163L110 164H108L109 166L110 165H112ZM183 164H184V162H183ZM186 164H188V163H186ZM186 164H185V166H186ZM104 165H106V164H104ZM181 165H182V163H181ZM198 165H200V164H198ZM107 166V165H106ZM184 166V167H185ZM197 166V165H196ZM198 167V166H197ZM227 169H228V173L226 174V177H231V178H235V181H237L236 180V178L237 179H239V178H241L242 179V182L244 181V178H246L247 180H245L244 182H243V185L245 186V187H247L248 188V192H243L242 193V195L241 196H239V197H235V198H232V200H230V203H231V205L233 206V207H236V206H239V209H241V208H243L242 207V199H246L247 201H249V202H253V201H257V202H255L256 204H258L260 201H262V200H260L263 196H264V184H262V182H261V184L263 185V187L261 186V184L260 185H258V189L256 188V190H258V191H261V195H260V192H256V190H255V194L256 195H254V191H252L253 189H252V182L251 181H248V180H250L249 178H251L252 179V177L253 176H251V172L252 171H256L255 173H256V175H257V172H258V170L259 171H261V172H258V175L256 176V175H254V177H259V176H264V174H262V173H264V168L262 167V165L261 166H257V167H254V166H251V165H248V167L247 168H241L240 167V169H238V168H235V169H233V170H231V169H229L227 166H225ZM103 168V167H102ZM259 168V169H258ZM134 169V170H133ZM136 169V170H135ZM183 169V168H182ZM182 169H181V171H182ZM185 170H186V168H184ZM187 169H188V167H187ZM199 169V168H198ZM221 169H222V167L220 168H217V169H215L213 172H212V174L211 175H213V176H216L218 173H220V171H221ZM254 169V170H253ZM184 170V173L182 174L184 177H188V176H186L187 174H188V172H187V174H185V172L187 171H185ZM132 171H130V172H132ZM102 171H101V169L100 170H98L97 171V174H99V173H101ZM250 175H249V174ZM254 173V174H255ZM259 173H260V175H259ZM243 174H246L245 176L243 175ZM262 174V175H261ZM130 175V176H129ZM189 175V174H188ZM249 175V176H248ZM182 176V177H183ZM242 176H243V178H242ZM248 176V177H247ZM183 177V178H184ZM189 178V177H188ZM264 180V179H263ZM235 181H231V179L230 180H228V181H226V180H224L223 182H218V183H216V185H218V186H216V188H218V187H221L220 189H223V188H230L231 186H233V185H235L234 183H235ZM241 182V180L239 181V183ZM242 182L240 183V185L242 184ZM251 182V183H250ZM205 182H198V183H194V184H190V183H188L187 181L185 182V178H184V181L183 182H181V183H179V184H177V187H179V190H180V193L178 194V195H174V196H170L169 195V199H168V202L166 203V205H165V208L166 209H169V208H172V207H178V208H176L174 211H177L178 212V210H180L181 208V206H183V205H185V204H188V203H191V202H194V201H196V202H206V204H205V206H203L202 208H199L198 209V211H195V212H198L197 214H195V215H193V216H191L190 215V217L195 221V220H197V219H199L198 218V214L199 213H207V212H209V211H211V210H215V208L217 207L216 206V203L219 201L220 203H221V206H224V207H226V205H227V202H225V200H223V198L221 199L220 197H216V196H213V195H211L210 194V192H207V194H206V191L208 190V188H205L204 187V184ZM238 183V184H239ZM264 183V182H263ZM153 184V183H152ZM151 184V185H152ZM82 185H83V183H81V184H73V185H71V186H69L68 187V189H67V194L68 195H72V194H74V191L77 189V188H80V187H82ZM242 185V186H243ZM134 188L130 191V192H128V194L127 195H130V194H133V195H135L136 196V193H135V187L136 186H133ZM151 187V186H150ZM251 187V188H250ZM120 188V189H119ZM250 188V189H249ZM92 189V188H91ZM148 189H150V188H148ZM196 189H202L201 191L202 192H196L195 193V190ZM218 190H219V188H218ZM94 191V192H95ZM98 192V193H97ZM114 192V193H113ZM140 194V193H139ZM260 195V197H259V195ZM126 195V196H127ZM210 195L211 196H213V197H210ZM263 195V196H262ZM262 196V197H261ZM110 197V196H109ZM111 197H113V196H111ZM125 197V196H124ZM124 197H122L121 199H119V201H117V202H115V204L116 205H118L120 208H121V206H122V202L124 201ZM210 198H212V200H210ZM130 199V198H129ZM132 199L133 198H131V201H132ZM262 199H264V198H262ZM106 200V201H107ZM136 200V199H135ZM216 200H217V202H216ZM130 201V202H131ZM124 202H126V201H124ZM128 202V201H127ZM96 203H98V202H96ZM100 203V202H99ZM133 203V202H132ZM207 203H209V204H207ZM254 203V202H253ZM260 203H262V202H260ZM123 204H125L126 205V203H123ZM129 204V203H128ZM128 204H127V206H128ZM152 205V204H151ZM130 206V205H129ZM129 206H128V208H129ZM154 206V205H153ZM220 206V207H221ZM256 206V205H255ZM131 207H132V205H131ZM124 208V207H123ZM128 208H126V209H128ZM260 207H257V208H255V209H251V208H248L247 209V212H250V210H253L254 212H256V210L257 209H259ZM129 209H131V208H129ZM197 210V209H196ZM127 212H128V210H126ZM125 211V212H126ZM194 212V210H191L190 212ZM242 211H245V210H243L242 209ZM122 212V211H121ZM177 212L176 213H174V212H172V214H177ZM188 212V211H187ZM252 212V211H251ZM249 213V217L251 218V219H249V217H245V218H248L249 219V223L248 224H252L251 226H253L254 224H253V222H254V220L256 219H254L253 220V218H254V216H253V214L252 213ZM222 213H224V214H226V217L224 218V219H222L221 221H219V218H220V215L219 214H217L216 212H214L213 214H212V216H210V215H208L209 217L207 218V224L205 225V227L204 228H202V231H201V235H202V237H203V235H205L206 234V232H208V231H214V230H220V229H222V228H224L227 224V222L228 221H233V220H236V218H235V216H234V214H229L228 212H227V210L225 209V210H223L222 211ZM246 213V211L244 212V214ZM170 214V213H169ZM250 214H252V216H250ZM256 214V213H255ZM115 215H117V214H115ZM171 215V214H170ZM246 215V214H245ZM248 215V214H247ZM246 215V216H247ZM120 216V215H119ZM118 215L117 216H115L116 218H118L119 217ZM112 217V216H111ZM109 218V217H107V216H105V217H103L102 216V218L99 220V221H106V220H111L112 218ZM244 217H243V219H244ZM114 218V217H113ZM138 218V217H137ZM132 219V218H131ZM142 219V218H141ZM140 219V220H141ZM162 219H164V218H162ZM143 220H145L144 218L142 219V221ZM251 220V221H250ZM258 220V219H257ZM257 220L254 222L255 224H256V222H257ZM179 222H180V220H178ZM262 221V220H261ZM136 222V221H135ZM251 222V223H250ZM242 223V222H241ZM143 225V224H142ZM174 226H176V224H173ZM231 225V224H230ZM250 226V225H249ZM248 226V227H249ZM256 226V225H255ZM247 227V224H243L242 223V225L239 227V232H241L242 233V231L243 232H245V236H243V238H241L240 237V239H237V241H235V243L234 244H230V243H223V245H222V248L221 249H219L218 247H217V243L216 242H212V243H210V244H208V247H207V249H206V251H205V257H206V259L205 258H203L202 256V258H200V259H197L196 260V263H194V264H209L211 261H213L215 258H217V257H222L223 259L220 261V263H218V262H215V264H256L257 263V261L259 260V259H261V258H264V254H260V253H257V251L258 250H260L261 248H263L264 247V229H262L261 228V231H256V232H252L251 230H254V229H249ZM257 227V226H256ZM154 228H155V230L156 229H160L159 228V225L155 222L154 223ZM258 228V227H257ZM244 229V230H243ZM259 230H260V228H258ZM168 230V229H167ZM162 231H163V229H162ZM166 231V230H165ZM169 231V230H168ZM159 232H161L160 230H159ZM167 232V231H166ZM234 232V231H233ZM232 232V233H233ZM182 233V232H181ZM205 233V234H204ZM95 234V233H94ZM179 234V236L181 235L180 234V232L178 233ZM250 234H252L253 236H254V239H252V238H250L251 236H250ZM185 234H183V236H184ZM231 236H232V234H231ZM177 237H178V235H177ZM201 237V238H202ZM230 237V236H229ZM176 238V237H175ZM179 239V238H178ZM203 240V238L202 239H199L198 240V242L197 243H195L196 244V246H198L199 244H201L202 241ZM204 240H205V237H204ZM152 241V243H154L155 242V240L154 239H152L151 240ZM170 241V240H169ZM169 241H168V243H169ZM212 241V240H211ZM162 242H164L163 240L161 241V243ZM209 242V241H208ZM159 243H160V241H159ZM172 243V242H171ZM164 244V243H163ZM170 244V243H169ZM181 244V243H180ZM160 245H162V244H160ZM166 245H168L167 244V242H166ZM174 245V244H173ZM115 246V245H114ZM141 246H143V245H141ZM170 246V245H169ZM168 246V247H169ZM111 247V246H110ZM158 247V246H157ZM167 247V246H166ZM174 247V246H173ZM178 247V246H177ZM162 248V247H161ZM111 249V248H110ZM116 249H118V248H116ZM164 249V248H163ZM162 249V250H163ZM169 249V248H168ZM167 248H166V250H168ZM174 249H178V248H174ZM115 250V249H114ZM162 250H161V252H162ZM181 250V249H180ZM116 252H117V250H115ZM145 251V250H144ZM156 252H157V249L155 250ZM172 251V250H171ZM177 251V250H176ZM179 251V250H178ZM177 251V253H179ZM110 252V251H109ZM113 252V251H112ZM115 252V253H116ZM159 252H160V250H159ZM168 252V251H167ZM166 252V253H167ZM170 252V251H169ZM173 252V251H172ZM174 252H175V250H174ZM118 253V252H117ZM143 255V258L144 257H149V256H151V253H147V252H141ZM163 254V253H162ZM165 254V253H164ZM169 254V253H168ZM174 254V253H173ZM109 255H110V253H109ZM116 254H114L113 256H115ZM179 255V254H178ZM166 256H167V254H166ZM170 256V255H169ZM172 256V255H171ZM109 257V256H108ZM163 257H165V256H163ZM107 258V257H106ZM111 258H112V256H111ZM169 258V257H168ZM171 258H173V257H171ZM171 258H169V259H171ZM108 259V258H107ZM114 259V258H113ZM112 259V260H113ZM165 259H167V258H165ZM111 260V259H110ZM109 260V261H110ZM168 260V259H167ZM107 261V260H106ZM108 262V261H107ZM141 262L143 263V264H145L147 261H146V259L144 258V260L142 261V259H141ZM168 262H169V260H168ZM109 263V262H108ZM172 263V262H171ZM170 263V264H171ZM141 264V263H140ZM174 264H175V262H174Z\"/></svg>",
	"mask_w": 264,
	"mask_h": 264
},
{
	"label": "crops",
	"instance_id": "3",
	"mask_svg": "<svg viewBox=\"0 0 264 264\" xmlns=\"http://www.w3.org/2000/svg\"><path fill=\"white\" fill-rule=\"evenodd\" d=\"M143 1H146L147 3L144 5ZM228 1H230V0H226L225 3L223 2L222 4H224V5L221 4L222 6L219 3L211 4L207 8H205L203 11H201L199 13H196V14H193V15L192 14L188 15L187 16V20H188L189 23L186 22V24L188 23L187 25H183L184 27L181 26V28L178 27V28H176L174 30H171L169 28H165L164 27L165 21L167 19H166L165 16H161L160 17V19H161V24L160 25L162 26V29L161 30L157 29L155 31V30H151V28H150V30L152 32L153 31L157 32V35L159 37V38H157L158 42H166V43H168V42L174 41L175 43H172L171 46L174 47L175 49L172 48L170 45H169L170 47H168V49L169 50L170 49L173 50V52L176 51V50L178 51V50L181 49L183 52L181 50L179 52H180L181 56H183V57L186 54L188 55L189 53H192L191 51L192 50L194 51V49L196 51H202V49H201L202 47L200 48V44H203L202 40H204V39L206 40L207 37H208V39L209 38H211V39L220 38L222 40L225 39V36H224L225 33L222 34L221 32H218V31L212 32V30H211V27L214 24H216L215 22L216 21L218 22L219 19H220L219 21H226L227 19L224 20L226 17L229 16L228 19H230L232 17L233 13H235V14L237 13L239 16L241 15V17H240L241 19L243 17L242 20H243L244 23H246V22H248L250 20L251 12H249V11H246V13L243 12L245 14H243L241 12H233V13H226L225 14V11H224L225 7L224 6H226V3ZM138 3L139 4H137V6L135 7V9H134V11H133V13L131 15V20H129L131 22L128 21L130 23V24L128 23L129 25L127 24V26H126L125 24L122 23L121 26L120 25L118 26V24H117L118 20H117L116 23H115V21H116L115 20L114 22L110 23V26H113L114 24L115 25L113 27H109V28L107 27V31L110 32V30L112 28H113L112 31L114 30V28H115V30L113 32L111 31L110 33L105 34V35H113L114 33H118L119 32V36H120V35H122L124 33H127L129 31H133V30L137 29L139 27L137 22L139 20H143L144 18H147V16L150 15V14L141 15L143 10H148V9L152 8L151 5H149L148 0H139ZM2 6H4L6 8V10L8 11V7L4 3H2ZM104 6H105L104 4L99 6L98 7L99 8L98 11L96 13H94V15H97L99 17V15H100L99 12H102L101 10H103ZM137 10L141 11L140 14H139V12ZM219 10H221V13L224 14V15L219 14L218 13ZM153 13L156 16V13L155 12H153ZM239 13H241V14H239ZM135 14H137L138 16H135ZM235 14H233V15H235ZM237 14L235 16H237ZM218 15H219V17H218ZM112 16H113V13L110 11L107 14V21L108 22L111 20ZM240 18L239 19L237 18V19L241 20ZM192 21L193 22L195 21L196 23L195 22L193 23ZM107 24H109V23H107ZM238 24H236V22H234L230 26L232 28H236V27L239 26ZM227 26L229 27V25H227ZM120 27L123 28V29L119 30ZM148 29L149 28H146L147 31H148ZM226 29H228V28H226ZM158 32L159 33L162 32V34H158ZM153 33H150V34H153ZM119 36H116V37L118 38ZM128 40H132V39H128ZM133 41H135V40H133ZM173 44H174V46H173ZM175 44L176 45L179 44L178 45L179 47L178 46H177L178 48L175 47L176 46ZM196 46L198 48H196ZM133 47H136L138 52H140L137 55V57H139L138 62L140 63V66H141V64H143L142 66L145 69L143 67H140V68H142L143 70H146V71L148 69H150V68H151L150 70H152L155 66L152 65V64L147 65L145 63V61L148 60L152 56V53L154 52L155 41L153 40V38H151L149 36V38H147V39L140 40V45L138 47L137 46H133ZM136 48H135V50H133V49H129V50L135 52V51H137ZM163 54H165V53H163ZM228 54H230L229 51L223 48V44L222 43H217V44H215V46H213V48L211 49V52H210V57L217 56L218 60L215 63H213L207 69V72L210 75V77L214 76L213 73L220 72V77H218L219 80L217 79L216 75H215L216 78L215 79L213 78L215 81L213 79H210V77L209 78L206 77L203 80V81H205L204 82L205 84H203V86L201 87V88H203V90L202 91H195L194 93H191L189 98L186 99L182 103V105L180 106L179 113H178L179 115L187 116L186 113H184L185 109L188 110L189 108H191V106L194 104V102L197 99H200L201 98L200 95H202V93H204L205 91H207L208 94H211L212 92H211L210 89H211L212 84H213V86H216L219 91H221L222 89L223 90H227L229 88H233L236 85V83L239 80V74H240V71H241V68H242V65L239 64V59H240L241 55H238V56L233 55L232 57L229 58V57H227ZM162 59H163L162 60L163 62L162 63L160 62V64H159L160 66L158 65L160 68L168 66L170 64V62L172 61L170 56L166 57V54H165V57H163ZM133 60H135V59L133 58ZM131 63H132V61H131ZM144 63L147 65V68H146V65ZM185 65H186V62H185V64H184V62H180L177 66L172 67L171 71H167L166 72L170 76H171V74L169 72H173L172 74L176 73V74H178L177 76L180 79H181L180 76L184 77L181 81L178 79L179 81H177V83L178 82H180V83H178L179 86L176 89L177 90V94H175V95L173 94L171 96V99L174 98L175 101L177 100L179 95H181L182 93H185V92L190 90V85H187V84L189 82H192L193 79L196 77V74L192 75L191 70H189L188 67H185ZM118 68H117V70H118ZM142 69H140V71ZM183 70L185 71V75H180ZM146 71L145 72L141 71L139 73H144L145 74ZM147 74H148V72H147ZM156 75H155V77H156ZM156 79H157V77H156ZM211 80L214 81V83L216 85H214V83H212ZM141 82L143 84L145 82H146V84L151 83L149 78H147L146 80L144 78V80L138 82V85H137L138 88H140L139 86H140ZM172 82H173V79H172ZM142 83H141V86L143 85ZM185 89H186V91H184ZM134 95L138 96L137 93H134ZM213 95H216V94H213ZM174 120H175V118H173L172 120L170 119V120L166 121L165 123L171 121L170 123L174 126L175 125ZM244 120H245L244 117H242L241 119H237V123L236 124L238 125L239 122H242ZM160 123H161L160 125H162V124L164 125L165 124L163 122H160ZM159 127H162V126H159ZM137 128L138 127L136 126L135 128L133 127L132 130H130V131H132L131 132L132 136L136 135L135 130ZM207 130H208V132H214V133L224 132V131H221L219 129L218 125H216V126L212 125L211 127H207ZM236 130H235V135L237 134L238 136L236 135L235 137H233V133L225 132L227 137L224 140L218 139V141H216V143L214 145H211V141L212 140L206 141L204 145H202V146L198 147L197 149H195L196 151H194V153H200L201 151L203 152L204 149H205L206 152H211V153L212 152H217V151L223 150V149L227 151V147H230L229 151L226 154H224V156H222L221 158L209 159L208 163H211V164H215L216 163V164H218L220 162L225 161L230 153L234 152L236 149H238L243 144H245V142H246L245 141V137L248 136L247 132L250 131V130H254V129H245V131H244V130L238 128ZM133 131H134V133H133ZM3 143H4V139L1 138L0 144L2 145ZM87 145L90 146L91 148L89 149V151L86 154H84L85 156L84 155L83 156L86 157L89 160L91 158L92 154L97 153V150L99 148L98 147L99 144L93 146L91 143H88ZM141 146H142V144H141ZM91 149L92 150L94 149V150L91 151ZM110 159L111 158H109L107 161H105L107 163L103 162L107 166L103 164V168H102L103 173H102L101 178L99 179V181H93V182H90V183H86L83 186L82 192H85L86 196L88 195V193L91 190V188H93L94 186H96L100 182H102L104 180L103 178H106L110 174V172L116 168V164H112L115 160L113 158H112V160H110ZM142 162H144V160H142L141 163ZM110 163L112 165L109 166L108 164H110ZM114 165H115V168L113 167ZM141 168H142L141 170L138 169L136 172L135 171L133 172L132 170H130L132 172L129 171V174H131V173L132 174L134 173V174L133 175L131 174L132 175L131 178L129 177L130 181H129L128 186L125 188L124 191L118 193L115 196L114 195H108L107 196L108 200L105 199V201H102V202H101V200L97 201V199L100 198V196L98 195L99 198L97 196V199H96V202H98V203H96V202L94 203L95 204V208H94L93 211H85L84 209H77L75 207V203H72L68 208H66V210L63 213H58L57 216H56V219L54 220V222H56V221L58 222V226H61V231L59 232L58 240H60L61 238L65 237L74 246L79 247V232L82 231L84 229V227H85V224H83V223L89 221L90 223H92V225H90V226L88 225V227L86 229L85 237H84V240H85L84 241V251H83L84 260H85V263H89V264H101L98 261L99 259L88 250L89 249V246L87 245L88 244V238H89L90 234H92L99 227H102V226L111 227V226H117L118 225L121 228L120 239L114 240L113 243L111 241H109L107 243V253L103 257V262H106L107 264H115L117 262V260L123 258L124 254H125L124 253L125 250L128 249V247L130 245L129 242L132 243L133 241H137L147 231V229L149 228V226L151 225V223L153 222L154 219H157V218L162 219V218H164V220L162 219L163 220L162 223H164L165 225L169 226V231L167 233H163V237H164L163 241L164 242H162V243L161 242L160 243L157 242L156 244H150V245H147L146 247H144L142 252L151 253V256L144 257L146 259V261H147L145 264H170L171 262H172L171 264H174V262H175V264H194V263H196V260L199 258V256H201V252L207 249L208 244H210L212 242H216V243L218 242V243H220V245H223V243H225V242L218 241V232H220L221 229L220 230H214V231H208V232H206V234L204 233L205 235H203V243L200 245V247L196 248V245L194 244L193 247L188 249L189 245H187L186 248L184 250H180L179 253L172 252L173 249L176 248L182 241H185V240H188L190 238H193L192 234H194L195 226H199L200 227L199 229L196 230V236L194 237V239L196 241H198L199 237L202 236L200 233H201V224L203 223V217H200V219L198 221L193 222L192 219L189 218L190 214L177 213L175 215V214H172V212L176 213L174 211V208L166 209L165 207H163V205L159 209H156L155 213H149V212L145 211V209H141L140 211H138L137 208H136V209L130 211L131 214L129 215V219L125 216V214H122L120 212L121 210H117V215L118 216L120 215L118 218L113 216L114 218L111 217L112 218L111 220L99 221L98 218L101 215L100 214V206H105L109 202H111V203L112 202H117L123 196H125L124 198H125L126 202L127 201L130 202L131 198H133L132 201H138V200H141V198H143L144 196H146V197L149 196V195H146V194L149 191L148 188H150V185H145L138 192H135L136 196L133 195V194L127 195L128 192H130L134 188L133 186L138 184L140 182V180L143 177H145L146 174L148 173L147 168L144 169V170H143V167H141ZM84 177H85L84 175L81 176V178H84ZM193 178L195 179V181L199 180L198 176H194ZM154 180L157 181L158 179L154 178ZM155 191H151V194L155 193ZM111 196H113V197H111ZM165 199L167 200V197ZM53 201H55V199H53ZM161 201H163V203H165L164 199H161ZM195 204H197V203H195ZM5 213H7V214H5ZM5 213L1 216V222L2 223H6L7 222L6 218L9 217V214H10L9 211H5ZM44 215H45V212H43V216ZM180 215H183V217H185L183 223L181 225L177 226V227L170 226V222L172 220H174L176 217H181ZM141 218L142 219L144 218L145 220L142 221ZM230 224L231 223H228L227 226H229ZM227 226L224 227V228H227ZM179 232L181 234L180 236L178 234ZM183 234H185V235L183 236ZM177 235H178V237H177ZM207 236H210V238H209L210 241L209 242L208 241L207 242L204 241V237L206 238ZM24 240L26 242L30 241L28 237H25ZM121 240H122V243H120ZM168 241H169L170 244L168 243ZM166 242H167L168 245H166ZM160 244H162V245H160ZM12 247L13 248H17L18 252H20L21 249H22V247L20 245H16V237H14V239H13ZM52 247H55V244H53ZM116 248H118V249H116ZM166 248L167 249L169 248V249L166 250ZM114 249L117 250L118 253ZM156 249H157V252L155 251ZM159 250H160V252H159ZM161 250H162V252H161ZM109 253H110V255H109ZM114 254H116V255L113 256ZM166 254H167V256H166ZM142 255L143 254H141V256L137 257V258L133 257L131 259V261H130V264H140V263L143 264L141 262V259H142V261L144 260ZM111 256H112V258H111ZM163 256H165V257H163ZM168 257L169 258L173 257V258L169 259ZM165 258H167L169 260V262Z\"/></svg>",
	"mask_w": 264,
	"mask_h": 264
},
{
	"label": "flooded vegetation",
	"instance_id": "4",
	"mask_svg": "<svg viewBox=\"0 0 264 264\" xmlns=\"http://www.w3.org/2000/svg\"><path fill=\"white\" fill-rule=\"evenodd\" d=\"M261 5V7H263L262 5H264V0H230V1H228L227 3H226V6H225V8H224V11H225V13H233L234 11L235 12H242L241 10H243L244 12H246V11H249V10H251L253 7H260L259 5ZM247 8V9H246ZM246 9V10H245ZM144 12L146 11L147 13H144L143 12V14H150V15H148L147 16V18L148 19H150V20H152V21H155V20H153V19H155V14L153 13L154 12V10H153V8H150V9H148V10H143ZM3 13V14H2ZM7 13H8V11L6 10V8L4 7V6H2V4L0 3V16H6L7 15ZM218 13L219 14H222L221 13V10H219L218 11ZM243 13V12H242ZM222 15H224V14H222ZM158 28V30H161L162 29V26L161 25H158L157 26ZM128 52V51H127ZM126 52V53H127ZM133 52V51H132ZM128 52V56H130V57H136L137 55H138V51H135V52ZM132 53V54H131ZM135 54V55H134ZM127 55H125V57L127 56ZM142 81V80H141ZM104 84V82L102 81V82H96V83H94L93 84V87H97V86H99L100 84ZM144 86V85H143ZM142 86V87H143ZM100 87V89H101V91H99L98 93H97V95L98 96H101V95H103L104 94V90H105V87H104V85L103 86H99ZM141 88V87H140ZM2 93H4V92H0V137H2V139H4L5 137V135L6 136H10L9 137V139L7 140V141H11L7 146H3V145H0V161H1V159H2V156H3V151L4 150H11V151H14L16 148H18V143L20 142V140H19V136H21V129H20V127H25L24 125V123H17V121L19 120V117H13V114L14 113H17L18 111H19V109H18V106H17V102L15 101L16 100V98H17V96H15L16 98L15 99H13L14 101H13V103L12 102H10V100H8V102H6L7 100H5V97L7 96L6 94H2ZM91 95H93L92 96V98L90 97L89 99H85L82 103H81V106H83V107H80V108H83L82 110H84V109H86V111L88 110H90L91 108L92 109H94L95 107H96V105L101 101V100H103L104 98L103 97H100V98H98V97H95L94 95H95V93H92ZM5 96V97H4ZM14 96V95H13ZM2 98H4V99H2ZM136 98V97H135ZM7 99V98H6ZM4 100V101H3ZM89 100V101H88ZM3 101V102H2ZM78 102V101H77ZM89 102V103H88ZM92 102V105H95V106H92L90 103ZM2 103V104H1ZM6 106H5V105ZM8 104H10V108H12L11 110H10V108H9V105ZM11 104H12V107H11ZM71 104L73 105L74 103L73 102H71ZM70 104V105H71ZM79 102L78 103H76V106H77V109L79 110ZM83 104H85L86 106H88V107H85V105H83ZM88 104V105H87ZM90 105V106H89ZM61 106V107H60ZM60 106H59V109H60V111H62L63 110V112H59V113H61V114H65V113H68L69 112V108L67 107V106H64V105H62V103H60ZM64 106V107H63ZM92 106V107H91ZM8 107V108H7ZM91 107V108H90ZM90 108V109H89ZM62 109V110H61ZM66 110H68V112H66ZM7 112H11V114L9 113V114H7ZM65 112V113H64ZM65 115H69V113L68 114H65ZM11 116V117H10ZM74 117V116H73ZM75 119V118H74ZM26 122V126L27 125H30L31 126V124L29 123V121H25ZM14 123H15V127L14 128H9L10 127V124H13L14 125ZM29 123V124H28ZM254 131H256L255 129L254 130H250V131H248L247 132V134L249 135V133L251 132H254ZM25 132V131H24ZM250 133V134H251ZM253 136V135H252ZM4 137V138H3ZM4 143H5V140H4ZM229 149H230V147H227V151H229ZM226 150H219V151H217V152H210V155H209V159H213V158H221L222 156H224V154H226L227 153V151L225 152ZM197 159V158H196ZM189 165L190 166H192V169H191V172L192 173H195V172H197V164L196 163H189ZM176 173H177V176H172V177H170V179H164V180H162V183L163 184H166V185H168V189H165V190H170L171 188H174L175 187V184L177 183V182H179L180 180H181V174H182V171H181V169H180V167H178V170H176ZM190 180L191 181H195V179L193 178V177H191L190 178ZM156 189V191H155V193H153L152 195H153V197H150V196H147V198L149 199V200H146L144 203L147 205V207L145 208V211H147V212H149V213H155V211H156V208H154V204H162L163 203V201H161V199L158 197L159 195H161L162 194V190H161V188L160 187H156L155 188ZM152 201H154V202H152ZM152 204V205H151ZM245 216V214H244V211H237L236 212V214H235V218H236V220H235V224H231V225H229V226H227V228H222L221 229V231L220 232H218V241H220V242H227V239L229 238V236L231 235L230 233L232 232V228L234 227H237L238 226V224H240L241 222H242V220H243V217ZM200 227L199 226H195V230H194V234H192V237L193 238H190V239H188V240H185V241H182L181 242V244H179L178 245V247H176V248H178V249H173V252H174V250H175V253L179 250L180 251V249L181 250H184L185 248H186V246L187 245H189V247H188V249L189 248H191V247H193L194 246V244L196 243V240L194 239V237L196 236V230L197 229H199ZM210 236H207L206 238H205V242H207V241H210ZM177 250V251H176ZM178 251V252H179Z\"/></svg>",
	"mask_w": 264,
	"mask_h": 264
},
{
	"label": "snow or ice",
	"instance_id": "5",
	"mask_svg": "<svg viewBox=\"0 0 264 264\" xmlns=\"http://www.w3.org/2000/svg\"><path fill=\"white\" fill-rule=\"evenodd\" d=\"M44 6H45V5L43 4V2H41V3H37V4L34 5V7H36V8H43ZM201 6H202V7H208L209 5H207V4H203V5H201ZM155 7H157V8H163L164 5H162V4H157V5H155ZM168 7H169V8H172V7H175V5H174V4H169ZM259 23H260V27H261V32H262V34H264V14H262V15L260 16V18H259ZM147 62H148V63H153L154 60H153V59H149ZM129 63H131V61H129ZM71 251L73 252V254H75V249H72ZM31 264H35V259H33V260L31 261Z\"/></svg>",
	"mask_w": 264,
	"mask_h": 264
}]
</instances>
